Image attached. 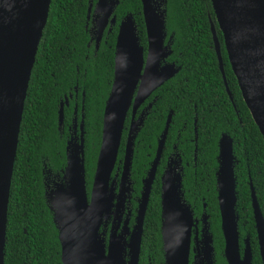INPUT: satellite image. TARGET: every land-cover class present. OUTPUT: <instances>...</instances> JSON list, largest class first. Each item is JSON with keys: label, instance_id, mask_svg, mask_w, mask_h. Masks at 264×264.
I'll return each mask as SVG.
<instances>
[{"label": "trees", "instance_id": "1", "mask_svg": "<svg viewBox=\"0 0 264 264\" xmlns=\"http://www.w3.org/2000/svg\"><path fill=\"white\" fill-rule=\"evenodd\" d=\"M92 1L51 0L49 3L18 128L6 205L3 264H61L57 229L46 196L47 189L50 191L54 182L61 181L67 124L74 105L78 120L82 108L84 184L88 195L100 142L102 110L112 80L116 32L112 26L96 50L88 43L84 25L88 3ZM162 8L165 11L164 43L170 36V54L165 62L173 63L179 69L147 99L150 101L155 97L133 141L130 164L133 189L137 192L155 141L170 112L164 146L169 150L170 142H174L176 130H179L175 142L182 160V199L194 217L199 216L204 204L214 263L225 264L214 178L217 140L225 134L232 141L234 157L239 249H242L243 239L247 238L251 263L260 264L248 180L264 220V143L240 98L209 0H164ZM126 14L132 16L139 43L145 47L139 0H118L113 10L115 21ZM209 23L214 26L219 45L225 86L217 68ZM68 95L71 99L67 106L63 105L62 124L58 127V106ZM128 122L129 112L123 123L116 161L123 155ZM116 167L115 163L112 173ZM130 204L133 208L134 203ZM159 215L156 176L143 217L137 264H146L147 257L151 264H162Z\"/></svg>", "mask_w": 264, "mask_h": 264}, {"label": "water", "instance_id": "2", "mask_svg": "<svg viewBox=\"0 0 264 264\" xmlns=\"http://www.w3.org/2000/svg\"><path fill=\"white\" fill-rule=\"evenodd\" d=\"M50 1L0 0V127L6 125V117L15 118L2 212L0 264H3L6 205L23 101ZM117 1H96L94 13L99 14V17L96 23L95 43L99 41ZM139 2L146 39L145 55L143 57V48L139 44L134 20L131 15L126 14L120 20L115 36L112 80L102 110L100 142L88 195L84 184L83 115L80 108L78 122H75V119L72 121V128L77 129L78 134L73 145L72 137L66 143L65 166L61 181L53 185V189L46 196L57 229L61 264L138 263L143 217L171 113L166 116L163 130L156 141L154 158L141 180L134 221L129 229L127 226L129 211L126 212L121 225L116 223L114 227V222L115 215L119 208L124 207L130 190L128 173L133 141L137 127L141 124V119L133 121L132 117L135 109L179 69L173 63L165 62L170 54V36L164 43L165 11L162 8L164 0ZM209 2L240 98L264 143V0H209ZM86 13H89V6ZM113 23L114 16L110 19V24ZM209 31L217 68L225 86L219 45L212 23H209ZM16 41L19 43L14 48ZM225 91L231 101L226 87ZM68 98H71V95L64 97L63 102L59 103L58 127L62 124V108L63 105L67 106ZM129 110L130 121L124 142L118 185L120 188L115 190L111 173L116 161L124 119ZM216 163L214 178L219 229L223 240L222 257L225 264H252L247 238L243 239L242 249H239L233 176L234 157L232 141L225 134H221L217 140ZM175 164L172 159L160 177L159 232L163 264H188L190 252L191 264H215L212 236L204 204L202 203L199 216L194 217L189 205L182 199L181 177L176 171ZM248 188L258 255L260 264H264V220L250 180ZM109 219L110 225L105 236ZM118 226L121 228L117 233Z\"/></svg>", "mask_w": 264, "mask_h": 264}, {"label": "flooded vegetation", "instance_id": "3", "mask_svg": "<svg viewBox=\"0 0 264 264\" xmlns=\"http://www.w3.org/2000/svg\"><path fill=\"white\" fill-rule=\"evenodd\" d=\"M96 1L97 0H93L92 2H89L88 3L89 13L88 14L86 13L87 18H86V15H85V25H84V29L86 30L87 35H88V43H92L95 50L97 49L98 44L100 43V41L110 31V29H111L112 26H115V29H116L115 36H116L118 24H119L120 20L122 19V18H120L118 21H115V16L113 15V11H112L111 15L107 19L106 25H105V27H104V29L102 31V34L100 36L99 41L97 43H95V31H96V26H97L96 23H97V20H98V17H99V14L94 13V8H95ZM105 1H107V0H105ZM117 3H118V1H117ZM116 5L114 6L113 10L115 9ZM112 16H114V23L113 24H110V19H111ZM143 29H144V26H143ZM136 32H137V29H136ZM137 36H138V32H137ZM144 37H145V33H144ZM114 41H115V39H114ZM145 47H146V39H145ZM145 47L142 46V48H143V57L145 55ZM76 93H77V91H76ZM152 93L149 95V97L152 95ZM153 98H155V97H153ZM153 98H150L151 99L150 101L149 100L147 101V99H146L134 111L132 120L135 121L137 119H141V124L137 127L138 130L135 133L136 135L138 134L140 128L143 125L144 118L146 117V114H147V112L149 110V108H147V106H150L151 105V102H152V99ZM68 99H71V98H68ZM74 109H76V106L75 105L72 107L70 121L67 124V136H66L67 141L69 140L70 137H72V138L73 137H76L77 134H78V130L72 128V121L75 119V122H77V120H78L77 119V112H76V110H75V113H73L74 112ZM128 112H129V121H130V110ZM128 124H129V122H128ZM128 124H127V127H126V133H127ZM178 131L179 130H176V135L174 136V140H173L174 142H170L169 150L166 149V147L164 146V143H163V148L161 150L160 156H159L158 161H157L156 166H155L154 177H153L152 183H153L154 179L157 176L158 181H159V193H160V177H161L163 171L168 166V164H170V162H171L172 159L176 163L175 164L176 171L179 172L180 177H181V174H182V160H181V157H180V154H179V151L177 149L176 142H175V141H177V138L179 136ZM136 135H135V139H136ZM125 136H126V134H125ZM125 138L126 137H124V141H125ZM164 142H165V139H164ZM155 148H156V141H155V147L153 149V153H152L150 159L147 162V170L144 172L143 177L140 178V180H139V188H138L137 192L133 189V183H132L131 178H130V168H129L128 182L130 184V190H129V194L127 195L128 198L125 200V202L123 204L126 207L125 211L127 209H128L127 211H129V215H128V225H127L129 229L131 228V226L133 224V221H134L135 208L137 206V200H138L139 195H140L141 180L145 177V174L147 173V171L149 169V166L151 165V162H152V160L154 158V155H155ZM123 149H124V144H123ZM147 156H149V155L147 154ZM121 161H122V157H121L120 160L115 161V163L117 164V167L115 168L114 172L111 173V180L114 181L113 186L115 187V189L120 188V187H118V185H119V181H120L121 164H122ZM184 165H187V163H184ZM170 166L172 167L173 164H171ZM158 170H159V172H158ZM52 185L50 187V190L52 189ZM150 189H151V187H150ZM47 191L49 192V188L47 189ZM149 193H150V191H149ZM148 197H149V195H148ZM130 203H134V207L133 208L131 207V204ZM121 214H122V212H121ZM124 216H125V213L121 217L122 220H123ZM110 219H112V217ZM110 219L107 220V227L105 229V233H106L105 236H107V232H108L109 225H110ZM130 220L132 221L131 224H129ZM119 223H121V221ZM159 227H160V223H159ZM159 234H160V232H159ZM105 239H106V237H105ZM160 243H161V239H160ZM161 252H162V248H161ZM191 260H192V252H190V254H189L188 264H191ZM146 264H151V262H150V260H149L148 257L146 258ZM162 264H163V252H162Z\"/></svg>", "mask_w": 264, "mask_h": 264}, {"label": "bare ground", "instance_id": "4", "mask_svg": "<svg viewBox=\"0 0 264 264\" xmlns=\"http://www.w3.org/2000/svg\"><path fill=\"white\" fill-rule=\"evenodd\" d=\"M35 28H36V25L34 29ZM18 43L17 41L15 42L14 48ZM5 121H6V125L0 127V240H1V234H2L3 203H4L5 193H6V179H7V172H8V164H9L11 149H12V144H13L15 118L6 117Z\"/></svg>", "mask_w": 264, "mask_h": 264}, {"label": "rangeland", "instance_id": "5", "mask_svg": "<svg viewBox=\"0 0 264 264\" xmlns=\"http://www.w3.org/2000/svg\"><path fill=\"white\" fill-rule=\"evenodd\" d=\"M159 1V0H158ZM74 141H75V137H73L72 138V141H71V144L73 145L74 144ZM59 181H57V182H54L53 183V185H55L56 183H58ZM52 185V189H53V186ZM124 186H126V184H124ZM114 187V186H113ZM115 188V187H114ZM122 189V188H121ZM116 190V189H115ZM125 209H126V207L124 206L122 209L121 208H119V210H118V213L115 215V222H114V227H115V224L117 223V224H119V222L121 221V222H123V220H124V218H123V220L121 219V217H122V215L125 213L126 214V212H127V210L125 211ZM123 210V211H122ZM121 212H122V214H121ZM112 217V216H111ZM110 217V218H111ZM120 225H121V223H120ZM120 228H121V226H118V229H117V233L119 232V230H120Z\"/></svg>", "mask_w": 264, "mask_h": 264}]
</instances>
